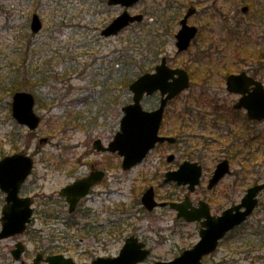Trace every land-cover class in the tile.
Listing matches in <instances>:
<instances>
[{
    "label": "rangeland",
    "instance_id": "rangeland-1",
    "mask_svg": "<svg viewBox=\"0 0 264 264\" xmlns=\"http://www.w3.org/2000/svg\"><path fill=\"white\" fill-rule=\"evenodd\" d=\"M106 2H0V76L8 71L9 60L5 59L4 52L28 41L36 42L38 63L46 64L51 60L52 66L49 65L47 70L51 69V74L57 75L39 92L41 101L36 103L35 109L43 119L34 131L19 124L12 116V96L0 93V159L24 152L35 162L33 173L22 189L39 196L36 212L29 230L17 236L26 244L28 264H34L33 259L39 252L64 254L73 258L75 264H92L100 256H117L132 235L139 237L151 250L141 264L170 261L199 241L201 225L177 218L176 211L169 206L148 211L141 201L147 188H155L158 202H180L190 195L195 205L200 200L207 201L212 213L219 215L239 203L250 186L264 182V121H250L249 124L245 110L230 115L227 110L233 109L239 95L230 93L225 83L230 73L227 69L232 73L246 70L264 83V60L259 59V52L264 53V18L262 22L256 21L259 13H264V0H142L130 10L132 14H145L142 24H132L116 36L103 37L100 34L102 28L122 10L120 7L109 9ZM245 5L250 6L249 13L242 12ZM191 6H195L198 12L189 23L198 26L200 34L188 51L177 55L175 34L180 29L179 21ZM34 13L43 21V29L37 34H33L30 27ZM230 27L232 33L237 27L241 31L247 29L248 38L243 41L247 43L245 49L249 50L247 58L236 53V46L242 48L243 43L232 39L227 32ZM156 29L166 36L162 47L165 53L160 54L151 68L167 54L174 58L170 62L172 66L189 70L192 80L190 88L169 105L168 111L181 110L186 105L188 110L202 115L227 111L229 119L221 124L217 122V127L209 126L203 130L196 123H187L183 129L179 127L180 123L166 122L162 132L176 130L174 133L185 136V140L189 137L188 144L183 140L175 148L159 146L143 163L124 171L117 154L101 153L93 148L97 138H101L105 145L113 139L120 127L122 107L132 100L128 87H123V77L116 76L110 85L105 78L122 54L119 51L136 39V43H132L133 54L139 58L142 52L139 43ZM143 43H146L145 39ZM215 45L220 46L217 55L224 51L223 60L211 68L202 65L197 68L195 63L208 46ZM217 55L213 54V57L220 58ZM101 81L105 84L102 85ZM158 98L155 95L145 99L144 107L152 108ZM201 98L212 99L217 105L213 108L205 103L208 105L192 108ZM189 103L193 105L190 107ZM246 134L258 136L249 147L244 145L249 138ZM233 143H238L233 148L239 145L241 151L238 148L235 149L238 151L231 150ZM186 145L194 150L192 157L204 167L202 182L193 193L185 186L163 181L166 171L192 159L187 157ZM171 153L176 159L169 163L167 157ZM224 158H229L232 173L209 190L207 185L214 168ZM87 161H98L108 172L105 184L99 186L102 192L97 199L99 202L94 204L104 211L103 224L97 227L98 236L88 234L83 228L84 223L68 227L63 222L64 207L56 201L49 206L44 203L49 197L55 199L62 187L81 174L80 169L87 170ZM13 242V238L0 242V264H8V259L19 264L6 253ZM3 252L6 258L1 255ZM204 264H264V191L259 195L254 212L219 243L214 253L204 258Z\"/></svg>",
    "mask_w": 264,
    "mask_h": 264
},
{
    "label": "water",
    "instance_id": "water-1",
    "mask_svg": "<svg viewBox=\"0 0 264 264\" xmlns=\"http://www.w3.org/2000/svg\"><path fill=\"white\" fill-rule=\"evenodd\" d=\"M140 0H108L110 5H122L131 7ZM247 6L242 10L246 12ZM196 8H189L181 20V29L176 34L178 51L187 50L192 40L198 33V28L188 24V19L195 14ZM143 14L131 15L128 10L118 15L108 26L102 30V35L109 37L117 35L122 29L135 21H142ZM31 31L39 33L43 28L41 17L35 13L31 19ZM227 89L230 92L241 94L240 99L234 104L236 109H246L251 120L264 119V85L261 81L249 76L245 71L233 73L227 77ZM190 87V76L183 68H172L167 63V57H163L155 71L147 72L134 80L129 88L133 93V102L125 105L122 110L120 130L114 139L105 146L102 139L94 141L93 146L100 152L118 153L122 157L123 170H129L140 163L148 152L160 142L175 143L172 136H160V126L164 111L168 102ZM160 91L161 100L157 108L146 110L142 106L145 95H152ZM36 99L32 92L16 91L12 97V114L18 123L26 125L30 130H36L41 123V116L35 111ZM46 139H43L45 141ZM174 155H170L172 160ZM33 158L24 153L8 155L0 160V187L7 193V205L3 210V230L0 239L22 234L27 223L31 221L33 208L31 198L19 197L22 183L32 173ZM203 170L198 162L185 161L176 171L166 174L165 182L175 181L178 185H188L191 192L196 190L201 182ZM231 173L230 163L227 159L221 161L209 181L208 187L212 189L219 181ZM105 176L104 171H94L90 175L78 179L61 190V194L67 198L70 204V212H73L79 200L90 192V189L99 183ZM264 190V183L250 187L241 202L224 210L221 215H214L206 201H200L199 206H194L190 196H186L181 202H172L170 207L175 209L179 218L188 222L201 221L200 240L190 249L184 250L179 256L170 261H157L155 264H204L205 255L213 253L218 247L219 241L236 226L242 224L252 214L258 205V195ZM21 201V203H19ZM143 205L152 211L157 206H166V202L158 203L155 198V189L149 187L142 196ZM146 244L132 235L127 238L120 254L115 257H98L93 264H139L149 254ZM25 251L22 242H18L12 251L18 260ZM44 255L39 253L34 259L39 264ZM49 264H73L72 258H66L63 254L50 255L45 258Z\"/></svg>",
    "mask_w": 264,
    "mask_h": 264
},
{
    "label": "trees",
    "instance_id": "trees-1",
    "mask_svg": "<svg viewBox=\"0 0 264 264\" xmlns=\"http://www.w3.org/2000/svg\"><path fill=\"white\" fill-rule=\"evenodd\" d=\"M5 1H8V0H0V2L2 3H4ZM150 32L151 33H148V36H146L147 38H144L146 40V43L144 44L143 43L144 39H142V41L138 45L140 46L139 47L141 49L140 51H142L140 52L141 56L139 58L136 56L137 54H133L135 53V51H134V46L132 43H136V39L132 43L130 42L129 45H126L122 51H119V53H122V54L118 56V59L116 61H114L115 65L112 67V69H110L109 74L105 78L106 79L105 82L108 81L107 85H110L111 83H113L114 78H117L116 76H120L124 78L123 87L127 89L129 83L133 80L134 77L140 75L141 73L145 71L152 69L151 68L153 66L152 63L154 61H157L159 59L160 54L164 52L162 47L166 43V36L161 33L159 34L158 29H156L155 31H150ZM247 38H248L247 29L241 31L239 27H237L236 30L232 33V39L241 40L240 42L242 43ZM246 44L243 43L242 48H239L241 45L236 46L235 51L239 55V57L241 56L243 58L244 57L247 58L248 56H250L248 54L249 50L245 49ZM37 48L38 47H36V42L28 41L23 46H18V47L14 46L11 49H9L8 52L6 53L4 52V57L5 59L9 60V62L7 61V67H8L7 73L4 76H0V93L1 94L3 93L7 94L8 97H10L16 91L27 90V91L33 92L36 97V103L37 102L40 103L41 99H40L39 92H41V90L43 89V86L46 85L47 82L52 81V79L55 78L57 75H52L51 69L47 70L48 66L51 65L50 63H52L51 60L48 61L46 64L38 63L39 60L36 56V52L38 51ZM216 52L217 51L213 50V48H207L202 58L198 60V63H195L196 67L200 68L201 67L200 65H202V66H206V68H211V66L218 63L219 60H223V58L225 57L223 55L224 51H222L220 55H217ZM259 53H260L259 59L264 60V53H262L261 51ZM213 54L220 56V58H214ZM228 70L229 72L232 71L230 69H227V71ZM206 72H207V69H206ZM132 74L133 76H131ZM206 77L207 76H205L204 78ZM101 84L104 85L105 83L101 81ZM205 103H208L209 105L213 106V108L217 105V103H215L212 99L201 98L200 102H198L196 106H192V108H199L197 107L198 105H203ZM208 104H205V105H208ZM191 105L193 104L189 103L190 107ZM184 108H186V105ZM185 113L186 112H180L179 115H183ZM238 113H239L238 111L232 112V114H236V115ZM215 114L217 115V112H215ZM184 122L185 124L196 123V121L194 122L184 121ZM216 123L217 121L213 120L210 125L212 127H217ZM246 135L249 138L246 140L244 145L249 147L253 145V142L258 138V136L256 134H251V136H249L248 134ZM188 141H189V137H186V140L184 139V143L188 144ZM235 144H238V143H233L231 145V150L234 149V151H238V150H235L236 148H238L239 151H241V148L238 147L239 145H236V147L233 148ZM189 147H190L189 145H186L184 148L188 155L187 157L192 158L193 160H198L192 157L195 154V152L194 150H191ZM235 153H240V152H235Z\"/></svg>",
    "mask_w": 264,
    "mask_h": 264
},
{
    "label": "flooded vegetation",
    "instance_id": "flooded-vegetation-1",
    "mask_svg": "<svg viewBox=\"0 0 264 264\" xmlns=\"http://www.w3.org/2000/svg\"><path fill=\"white\" fill-rule=\"evenodd\" d=\"M142 1V0H141ZM140 1V2H141ZM139 2V3H140ZM138 4V3H137ZM137 4H135V5H133V6H131V7H128V8H126V7H123L122 5H110V4H108V0H107V2H106V6H107V8H113V7H120L122 10L120 11V13H122L123 11H125V10H128L129 12H131L130 10L134 7V6H136ZM247 7H248V9H247V11L246 12H244V13H249V11H250V6H248L247 5ZM198 12V9H197V11H196V13ZM119 13V14H120ZM132 13V12H131ZM195 13V14H196ZM262 11L259 13V16L256 18V21H263V18H264V13H262ZM118 14V15H119ZM135 14H137V13H135ZM143 15H144V20H145V14L144 13H142ZM195 14H193L191 17H193ZM118 15H116V16H118ZM115 16V17H116ZM114 17V18H115ZM190 17V18H191ZM113 18V19H114ZM189 18V19H190ZM112 19V20H113ZM182 19V18H181ZM189 19H188V22H189ZM111 20V21H112ZM144 20L143 21H141V22H135V23H133V24H142L143 22H144ZM110 21V22H111ZM109 22V23H110ZM173 22V20H172V17L170 18V23H172ZM108 23V24H109ZM179 23H180V26H181V20L179 21ZM107 24V25H108ZM191 25H194V24H191ZM106 26V25H105ZM104 26V27H105ZM198 27V26H197ZM263 27H264V25H263ZM170 29H171V25H170ZM198 31H199V33H198V35H197V37L196 38H198V36H199V34H200V28L198 27ZM227 32H230L229 34H231V36H232V27H230L229 29H228V31ZM177 33V32H176ZM196 38L195 39H193V41H192V44L194 43V41L196 40ZM175 39H176V34H175ZM208 48H213V49H218L219 47H218V45H215V46H208ZM182 53H184V52H182ZM182 53H176L177 55H179V54H182ZM169 57H171V56H169ZM173 57H171V59H172ZM174 59V58H173ZM169 60V59H168ZM168 62H171V61H168ZM170 64H172V63H170ZM189 72V71H188ZM189 74H190V72H189ZM226 83V82H225ZM231 93V92H230ZM216 111V110H215ZM227 111H229V113H230V115L232 114V108H230V110L228 109ZM227 111H220V112H217V115L215 114V112H209V113H206V114H203L202 115V113L201 112H195V111H193V110H188L187 108H182L181 110H172V111H168V109H166L165 110V113H164V117H163V121H162V126H161V134L162 135H165V136H174V137H176V139H177V142L175 143V144H171V143H169V142H164V143H159V144H157L156 145V147L155 148H157V147H161V146H168V147H170V148H175L177 145H179V144H181L182 142H183V140H184V138H185V136H183V135H181V134H177V133H174V131L176 132V130H173V131H171V132H169V133H167V132H162V130H163V126L165 125V123L166 122H171V123H173V124H177V123H180V126L181 127H183V129L185 128V126H186V124H185V122L184 121H191V122H194V121H196V124L198 125V126H201V130H203V129H206V128H208L209 126H211L210 124H211V122L213 121V119L215 120V121H217L219 124H221V123H224V122H226L229 118H227L226 116H227ZM180 112H186L185 114H183V115H179V113ZM193 112V113H192ZM192 113V114H191ZM220 113H223V115H220ZM230 120L232 121V117L230 118ZM205 122H207V123H205ZM212 127V126H211ZM170 155H174V158L172 159V160H169V157H170ZM147 158V156L140 162V163H138L136 166H138V165H140L141 163H143V161L145 160ZM176 159V156H175V154H169L168 155V157H167V161L169 162V163H171V162H173L174 160ZM186 160H189V159H186ZM79 161L80 162H82V160H80V158H79ZM185 161V160H184ZM60 162H62V163H65V164H68L69 163V161H60ZM86 168H87V170H82V169H80L81 170V174H78L79 176H76L75 178H74V180L72 181V182H74V181H76V180H78V179H81V178H84V177H86V176H88V175H90L92 172H94V171H104V172H106V175H105V177L99 182V183H97L94 187H92L91 189H90V192H89V194L87 195V196H85V197H83V198H81L80 200H79V202H78V204H77V207H76V209L73 211V212H70V204H69V202L67 201V198L65 197V196H63L62 194H61V190L64 188V187H66L67 185H69L70 183H68L67 185H65L64 187H62L61 189H60V191H59V193H58V195L57 196H55V199L54 198H51V197H49V199H52L53 201L51 202L49 199L48 200H45V204L46 205H50V204H52L53 202H55L56 201V203L58 204L59 203V205H61L62 207H64V209L66 210V212H65V216H64V219H63V222L68 226V227H74V226H79L80 224H82V223H84L85 225L83 226V228H84V230H87L88 231V234H91V233H96L95 234V236H98V232H97V227H99V226H101L102 224H103V220H102V217H103V210L102 209H99V208H97L96 206H94V204L96 203V202H99V201H97V199L101 196V194H102V192L100 191V188H99V186H103L104 184H105V180H106V177H107V175H108V172H107V170L104 168V165H102V164H99L98 163V161H87L86 162ZM180 165L181 164H179V166L176 168V169H169L168 171H166L165 172V176H166V174L168 173V172H170V171H176V170H178L179 169V167H180ZM135 166V167H136ZM216 167V166H215ZM34 168H35V162H34ZM134 168V167H133ZM203 169H204V167H203ZM34 170V169H33ZM78 170V169H77ZM214 172V171H213ZM32 173H33V171H32ZM32 175V174H31ZM30 175V176H31ZM164 176V177H165ZM29 179V177L22 183V185H21V187H20V190H19V197L21 198V199H23V198H28V197H30L31 198V201H32V203H31V207L33 208V214H32V217H31V221L29 222V223H27V227H26V229H25V231L22 233V234H17V235H12V236H9V237H6V238H3V239H0V242L1 241H4V240H7V239H9V238H13V239H15V242H13V244H12V247H10V249H9V252H6L7 253V255L8 254H10L11 256H12V258H13V260L15 261V262H18L19 264H28V262H27V260H26V258H25V254H26V252H27V247H26V244L20 239V238H17V236L18 235H23L24 233H26L28 230H29V227L31 226V224L33 223V217H34V214H35V212H36V208H35V204H36V201H37V197H39V196H36L35 195V193H25L24 191H23V186L26 184V182H27V180ZM186 188H187V190H188V187L187 186H185ZM0 193H1V198H0V232L3 230V221H2V217H3V210H4V207L7 205V203H8V201H7V193L6 192H4L2 189H1V187H0ZM94 196V197H93ZM47 197V196H46ZM19 203H21V201L19 202ZM56 203H54V204H56ZM60 218V217H59ZM88 220H95V222H89ZM83 221V222H82ZM93 223V224H92ZM200 223V225H201V222H199ZM97 240H98V238H97ZM18 242H22L23 244H24V246H25V251H24V253L22 254V256H21V258L20 259H16L15 257H14V255H13V253H12V251L16 248V245H17V243ZM5 252H3V254H1L3 257H5L6 258V254ZM40 253V252H39ZM39 253H37V254H39ZM94 253V252H93ZM37 254H36V256H37ZM41 254H43L44 255V259L39 263V264H41L42 262H44V263H46L45 262V258L46 257H48V256H50V255H52V254H56V253H52V254H48V255H45L44 253H41ZM36 256H35V258H36ZM34 258V259H35ZM34 259H33V263H34ZM14 262H10V260L8 259V264H13ZM93 263V262H92ZM35 264V263H34ZM47 264V263H46ZM75 264V263H74Z\"/></svg>",
    "mask_w": 264,
    "mask_h": 264
}]
</instances>
